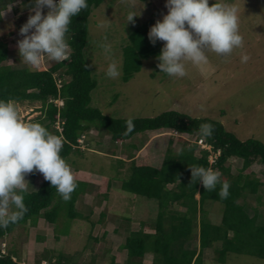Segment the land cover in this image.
<instances>
[{"label":"rangeland","instance_id":"1","mask_svg":"<svg viewBox=\"0 0 264 264\" xmlns=\"http://www.w3.org/2000/svg\"><path fill=\"white\" fill-rule=\"evenodd\" d=\"M2 1L6 9L11 5V10L3 16L5 19L11 17L14 19V16L20 15L27 20L29 15L34 14L21 8L20 0L12 3ZM212 2L213 0H209L210 5ZM215 2L230 3L239 8V30L244 39L242 48L235 49L224 58L209 52L206 63L194 65L189 62L186 66L188 75L179 79L160 72L157 67L158 57H149L143 61L140 71L133 74L127 82L122 80L123 46L127 42V36L135 28L144 27L149 32L150 27L167 14L165 0H104L95 7L89 17L88 41L84 51L86 61L93 72L92 76L97 81L96 88L91 92L90 105L115 118L152 117L163 111L176 110L192 117H206L220 122L227 131L240 140L256 139L264 144V0H215ZM17 7L21 9L15 14L12 13L13 8ZM45 10L46 8L43 11ZM133 10L137 14L140 12V15L134 17V24L131 22L126 24L128 13ZM105 18L111 24L102 29L100 24ZM10 21L11 25H6L9 28L6 29L5 26L2 32L16 30L19 33L16 21ZM8 39H11V35ZM105 44L111 45L110 58L105 56L103 50ZM156 44L160 54L164 42L157 41ZM244 54L249 56V60L241 63V56ZM113 60L121 69V75L117 79L107 76L108 65ZM54 62L45 58L38 67L47 69ZM3 64L27 66L18 51L10 54ZM60 104L58 101L57 105ZM198 104H203L206 110L198 111L196 109ZM16 105L21 119L25 122L40 113L39 103L17 102ZM97 131L93 129L86 134L85 139L82 138L84 148H87L85 140H91L92 148L73 151L67 162L73 174L76 171L77 185L82 191L76 201L75 210L86 219H69L67 209L63 207L59 211L55 225L48 223L44 218H40L35 226L27 230L24 228L26 224L19 225L0 242V249L6 252L7 249L15 248L23 264H37L39 259H41L39 264H45L43 262L48 264L46 259L41 257L43 255L52 257L57 253L72 260L85 258L88 263L94 255L96 264H110L111 258L115 256L114 264H125L126 255L119 244L121 237L110 234L111 230L119 224L123 223V226L127 220L132 222V229L138 228L140 221L149 223L150 217L152 220L155 218L157 209L153 201L119 188L124 168L118 170L115 154L118 150L115 147L121 149L118 157L127 159L125 166L129 162L126 153L123 152L124 143L129 144V150L135 149L136 159H142L147 154L151 157L153 165L159 166L169 145L168 139L172 142L170 148L177 151L183 145L182 139L190 144L195 141L196 135L183 136L175 131H163L161 134L156 132L136 134L125 142L112 143L109 137H106L108 135L104 133L105 131L101 129ZM201 148L199 145L195 154L198 155ZM216 155L211 152L208 160L211 161ZM225 165L230 166L232 173H236L241 167V160L231 157ZM250 172H254L251 177L262 181L263 185L258 194L263 196L261 190L264 189V178L259 165L254 164L244 170L243 174ZM25 179L29 183L27 190H30L31 187L36 189L39 186L43 176L37 173L34 180H31L29 175H26ZM245 203L249 215H253V210L257 207V223L264 224V203L258 207L256 195H248ZM205 209L209 220L213 224H218L222 217L223 205L209 201ZM100 212L105 213L103 222H96L92 228L90 223L98 219ZM143 230L153 232L148 224ZM94 238H98L97 241ZM191 244L197 247L196 242ZM204 253V264H219L212 260V249H206ZM224 259L225 261L220 264H264V259L246 254L229 253ZM148 261L149 259L144 258L142 264H149Z\"/></svg>","mask_w":264,"mask_h":264},{"label":"trees","instance_id":"2","mask_svg":"<svg viewBox=\"0 0 264 264\" xmlns=\"http://www.w3.org/2000/svg\"><path fill=\"white\" fill-rule=\"evenodd\" d=\"M6 1L12 3L16 0ZM103 1L88 0V8L72 18L68 34V42L73 50L71 58L61 63L54 62L47 69L31 67L28 64L27 66L3 64L8 51H18V47L16 38L11 37L7 40L13 31L2 32L6 25H11V21L0 18V99L13 100L16 103H39V115L27 122H39L49 132L62 139L63 148L60 155L66 162L73 151L92 148L91 140H85L87 148H84L78 139L82 136L85 139L86 134L93 129L105 131L104 133L108 135L105 136L109 137L112 143L125 142L136 134L175 131L183 136L195 134L196 139H202L210 146L209 150L199 149L197 155L195 151L199 146L196 142L189 144L182 139L183 145L177 151H173L170 148L171 139H168L169 145L159 166L153 165L151 157L147 154L142 159H136L134 148L129 150V144L124 143L123 152L126 153L129 162L125 166L127 159L118 157L121 149L115 147L118 150V153H115L118 170L124 168L119 188L153 201L157 209L155 218L152 220L150 217L149 223L140 221L139 227L132 229V222L127 220L124 221V227L122 223L111 230L110 234L121 237L119 244L126 255L125 264H142L147 255L152 258L151 264H204L206 249L213 250L212 260L219 264L225 261L224 258L229 253L264 259V224L257 223V207L253 210V215H249L245 209L247 205L245 198L248 195H256L258 207L264 203V189L261 190L263 196L258 194L263 183L251 177L254 172L243 174L244 170L258 164L264 178L263 143L256 139L240 140L227 131L220 122L206 117H192L176 110L163 111L152 117L115 118L90 105L91 92L96 88L97 81L92 76L93 72L86 61L84 51L88 41L89 17L92 10ZM19 4L28 11L31 7L30 0H20ZM4 8L5 3L0 0V10ZM21 8H13V13H17ZM47 11L48 9L44 11L45 14ZM12 20L16 21L18 30L27 21L20 15L14 16ZM7 26L6 29L9 28ZM158 49L157 44L149 42L146 28L133 29L123 46L122 80L127 82L133 74L140 71L144 60L149 57L157 58L160 55ZM49 99H60L62 104L49 102ZM129 120H132L135 128L126 134ZM56 123H59L60 129L56 128ZM203 123L214 126V132L209 138L200 136L199 128ZM107 152L109 153V150ZM211 152L218 153L212 163L208 160ZM231 157L241 160V167L236 173H232L230 166L225 165ZM193 166L220 170L221 182L227 181L230 184L228 198H220V184L214 191L209 192L199 181L191 182L189 167ZM37 173L28 174L29 178L34 180ZM75 173L76 171L74 172L76 178ZM31 188L26 191L24 199L28 208L27 213L16 224L0 228V242L17 226L26 224L24 228L27 230L35 226L40 218L55 225L59 211L63 207L67 209L69 219H86L75 210L76 201L82 192L79 186L67 202L50 182L44 179L36 189ZM196 194L198 198L195 197ZM209 201L223 205L222 217L218 224H213L207 217L205 205ZM175 207L182 209L176 210ZM104 217L105 213L100 212L98 219L90 223L92 228L97 223H102ZM147 224L151 226L153 232L143 230ZM94 239L97 241L98 238ZM192 241H197V248L189 247ZM54 256L56 257L52 259ZM54 256L43 255L41 258L46 259L48 264H96L94 255L90 263L86 262L85 258L72 260L59 253ZM114 259L115 256L111 258L110 264H113ZM40 261L41 259L37 260V264ZM0 264L23 263L18 251L11 248L4 253H1L0 249Z\"/></svg>","mask_w":264,"mask_h":264},{"label":"clouds","instance_id":"3","mask_svg":"<svg viewBox=\"0 0 264 264\" xmlns=\"http://www.w3.org/2000/svg\"><path fill=\"white\" fill-rule=\"evenodd\" d=\"M30 5L29 11L34 14L29 15L19 29V35L23 37L17 41L20 57L31 67L40 66L45 58L58 63L69 60L73 51L68 42L69 26L73 17L88 8V0H30ZM164 6L167 14L148 32L151 44L164 42L158 56L160 72L184 78L188 75L186 66L189 62L194 65L206 63L209 52L224 58L243 47L244 39L239 30L240 10L234 4L215 0L211 5L209 0H165ZM45 8L48 9L46 14ZM10 10L11 5L0 10V18ZM139 15L140 12L130 11L126 24H134V17ZM110 24L105 18L100 28L106 29ZM103 50L110 58L111 45H103ZM248 60V55L241 56V63ZM120 75V66L113 60L108 65L107 76L117 79ZM48 101L62 104L60 99ZM196 109L206 110L203 104L196 105ZM56 128L60 129L59 123ZM134 128V123L129 120L126 134ZM213 132L212 124L200 125L202 138L211 137ZM82 138L78 139L80 145L83 144ZM62 148V139L41 123L22 120L15 101L0 99V228L16 224L27 213L24 199L29 186L25 179L28 174H42L65 202L71 199L78 185L71 166L60 155ZM189 168L191 182L199 181L209 192L220 184V198H228L230 184L221 182L218 170L203 166ZM4 252L1 248V253Z\"/></svg>","mask_w":264,"mask_h":264},{"label":"crops","instance_id":"4","mask_svg":"<svg viewBox=\"0 0 264 264\" xmlns=\"http://www.w3.org/2000/svg\"><path fill=\"white\" fill-rule=\"evenodd\" d=\"M6 8H4V9H2V10H5ZM13 13V12H12ZM13 16H14V14H13ZM2 19L4 20V21H6V20H12V17L11 18H8V19H5L4 17H2ZM11 37L13 38L14 37V39L16 38V41H18L17 39H22L23 37H21L20 35H19V33L15 30V31H13V33H12V35H11ZM15 41V40H14ZM9 43V42H8ZM10 51V53H7V57H9V55L10 54H12V53H15V52H17L16 50H9ZM6 57V58H7ZM6 65H9V64H6ZM29 66V65H28ZM134 151H135V149H134ZM198 195V194H197ZM198 198V197H197ZM115 228V227H114ZM113 228V229H114ZM112 229V230H113ZM146 232V231H145ZM194 242H196V244H197V247H198V243H197V241H192L191 243H194ZM120 243V242H119ZM189 244V247L190 248H197V247H195L194 245H192V244ZM205 254V253H204ZM145 259H149V264H151L152 263V258H151V256L150 255H147L146 256V258ZM115 260H116V258H115ZM114 262H116V261H114ZM114 264V263H113Z\"/></svg>","mask_w":264,"mask_h":264},{"label":"built area","instance_id":"5","mask_svg":"<svg viewBox=\"0 0 264 264\" xmlns=\"http://www.w3.org/2000/svg\"><path fill=\"white\" fill-rule=\"evenodd\" d=\"M197 143L202 147L201 149H206V150H209L210 149V146L209 145H206L202 139H198L197 140ZM216 154H218V153H216ZM215 157L216 156H214V159H215ZM214 159H212L211 161L213 162ZM211 161H209V162L212 163ZM43 263L46 264V262H43Z\"/></svg>","mask_w":264,"mask_h":264}]
</instances>
